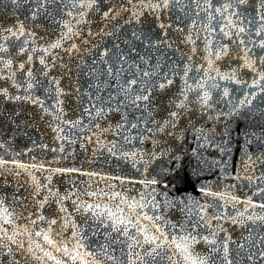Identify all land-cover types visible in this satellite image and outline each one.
<instances>
[{
    "label": "snow or ice",
    "instance_id": "1",
    "mask_svg": "<svg viewBox=\"0 0 264 264\" xmlns=\"http://www.w3.org/2000/svg\"><path fill=\"white\" fill-rule=\"evenodd\" d=\"M0 177V264H264V0H0Z\"/></svg>",
    "mask_w": 264,
    "mask_h": 264
},
{
    "label": "water",
    "instance_id": "2",
    "mask_svg": "<svg viewBox=\"0 0 264 264\" xmlns=\"http://www.w3.org/2000/svg\"><path fill=\"white\" fill-rule=\"evenodd\" d=\"M30 107L25 105L22 107V111L19 114V118L21 120L27 119V112L30 111ZM243 118L241 117V120ZM33 121H36V117L33 116L31 120H29L30 123ZM233 126L235 127V121L233 122ZM242 126V125H241ZM223 128V125H221V129ZM28 132V137H39L40 132H46V129L44 128V125L39 123L38 121L35 123L34 127L32 129H25ZM47 135V133H46ZM233 139L231 144V151H225L223 153L220 152L219 148L216 149H206L201 150V159L207 158H213L217 159L218 163L226 162V167L230 171H235L237 164L241 162V156H240V146H241V139L236 136V132L233 131L232 133ZM28 137L21 136L17 140V144L20 146H24ZM221 137L217 136V142H219ZM191 147L196 146V142L194 139H189L186 142ZM225 146V145H221ZM34 155H37L39 157V153H33ZM81 157H84L83 153H78L77 158L75 161H73L71 158L64 161L65 164H72L73 162L76 165H80L82 163ZM26 158V157H22ZM83 163L85 166L89 167H103L105 169H113L115 167V164L117 163L116 159L114 158L112 163L109 164L104 156H100L98 158H95L91 163L87 160L85 157L83 160ZM171 167L173 171L169 172L166 175V179L169 181V188H164V186L161 184L159 185L162 189L169 191V194L172 196L175 195H186L188 193H191L193 195H200L198 185L208 179H215L220 174V168L218 166H214L210 163V160L204 159V164L201 165L198 163L197 158L192 156L190 153V150L185 152V154L181 157V161L179 165L176 163L175 160L172 161H166L165 167ZM2 179V177H0ZM232 178H224L223 183H229L231 182Z\"/></svg>",
    "mask_w": 264,
    "mask_h": 264
}]
</instances>
